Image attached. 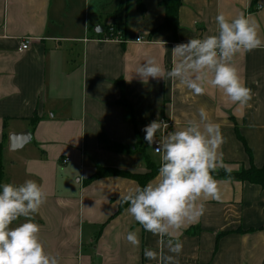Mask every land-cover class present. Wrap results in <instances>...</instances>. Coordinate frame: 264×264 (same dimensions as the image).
I'll use <instances>...</instances> for the list:
<instances>
[{"label": "crops", "instance_id": "0c3cea01", "mask_svg": "<svg viewBox=\"0 0 264 264\" xmlns=\"http://www.w3.org/2000/svg\"><path fill=\"white\" fill-rule=\"evenodd\" d=\"M161 1L141 0L140 12L137 0H0L1 185L32 179L44 187L47 201L35 222L45 249L60 264H158L144 257V249L159 250V238L119 201L140 183L123 176L90 180L98 167L140 175L148 169L137 153L101 148L100 134L124 145L141 143L156 161L142 129L157 118L169 124L168 132L181 129L204 106L220 125L229 171L250 164L239 135L254 164H264V48L232 61L252 89L250 106L234 104L208 85L196 96L166 76L144 82L135 73L149 58L170 70L175 45L218 33L219 12L230 19L250 15L264 38V0H181L176 33L160 27ZM115 25L118 34L106 38ZM24 38L31 42L21 50ZM122 95L128 106L119 102ZM27 130L31 141L11 149L10 134ZM214 178L221 200L201 199L204 214L173 234L183 243L179 264H264V189ZM137 230L141 244L134 247L126 236Z\"/></svg>", "mask_w": 264, "mask_h": 264}, {"label": "clouds", "instance_id": "9594fccd", "mask_svg": "<svg viewBox=\"0 0 264 264\" xmlns=\"http://www.w3.org/2000/svg\"><path fill=\"white\" fill-rule=\"evenodd\" d=\"M215 20L217 34L191 38L172 48L170 70L149 58L135 73L144 82L166 76L196 96L204 95L208 85L232 103L250 106L252 89L232 61L239 53L264 48L260 26L244 13L230 19L219 12ZM160 43L164 46L165 42ZM168 128L166 121L157 118L142 129L148 146L155 145L159 156L158 174L153 182L135 188L119 201L129 205L126 211L145 231L159 238V250L145 248L144 257L158 264H179L183 243L173 234L204 214L201 199L221 200L220 182L213 173L218 168L228 169L220 151L224 143L220 125L210 119L206 107H200L198 119H189L185 127L171 132ZM46 201L44 187L35 180L0 185V264H60L58 257L45 249L41 226L35 222ZM21 218L23 222L13 227ZM126 240L139 247L138 230L129 231Z\"/></svg>", "mask_w": 264, "mask_h": 264}, {"label": "trees", "instance_id": "16d2710c", "mask_svg": "<svg viewBox=\"0 0 264 264\" xmlns=\"http://www.w3.org/2000/svg\"><path fill=\"white\" fill-rule=\"evenodd\" d=\"M257 0H254V3ZM160 4L164 7L165 10V19L162 25L160 26L163 29H170L176 33L179 26V8L181 5V0H162ZM137 9L140 12H144V6L141 0H137ZM117 25V24H116ZM113 26V32L107 30L106 38L115 37L118 34L117 26ZM121 89L123 90L122 82H118ZM119 102L125 106H128V102L125 97L122 95L119 99ZM242 143L244 144L245 150L249 156L250 164L248 167H242L239 171H226L224 168L217 170L213 173L214 177H224L230 178L234 180H239L243 182H250L253 184H258L264 189V164L261 167H257L253 162V153L246 143V141L239 135ZM99 145L103 149H107L116 153H126V154H139L142 159L146 161L148 172L146 174H132L128 171L119 170L116 168H108V167H98L96 173L91 177L90 180H94L96 178L102 176H123L127 178H132L137 180L140 183V187L145 185V182L149 179L153 178L158 174V170L154 169V165L150 155L145 152L144 147L141 143H137L134 145H124L121 143L111 141L106 135H99ZM2 144L0 143V185L1 179L3 177V162H2ZM127 204H123L125 206Z\"/></svg>", "mask_w": 264, "mask_h": 264}, {"label": "water", "instance_id": "95a60500", "mask_svg": "<svg viewBox=\"0 0 264 264\" xmlns=\"http://www.w3.org/2000/svg\"><path fill=\"white\" fill-rule=\"evenodd\" d=\"M10 148L15 150L21 148L26 143L30 142L32 139V134L30 131H22L18 133L10 134Z\"/></svg>", "mask_w": 264, "mask_h": 264}, {"label": "built area", "instance_id": "2783aa9c", "mask_svg": "<svg viewBox=\"0 0 264 264\" xmlns=\"http://www.w3.org/2000/svg\"><path fill=\"white\" fill-rule=\"evenodd\" d=\"M113 30H114V27L113 26H110L109 27V31L110 32H113ZM119 37V36H118ZM141 40V38H137V41H140ZM30 42H31V40L29 39V38H24L22 41H21V45H20V49L21 50H26V49H28L29 48V46H30ZM158 138V137H157ZM155 147V145H153V148ZM152 148V149H153ZM153 152L155 153V151H154V149H153ZM66 160H68V159H66Z\"/></svg>", "mask_w": 264, "mask_h": 264}, {"label": "rangeland", "instance_id": "374dc122", "mask_svg": "<svg viewBox=\"0 0 264 264\" xmlns=\"http://www.w3.org/2000/svg\"><path fill=\"white\" fill-rule=\"evenodd\" d=\"M152 162H153V165H154V169L155 170H158L159 169V165H160V160H152ZM142 163H143V165L147 168V164H146V161L144 160V159H142ZM242 168V167H241ZM241 168H239V170L241 169ZM220 169H222V168H218V170H220ZM225 169V168H224ZM238 170V171H239ZM229 171V170H228Z\"/></svg>", "mask_w": 264, "mask_h": 264}]
</instances>
